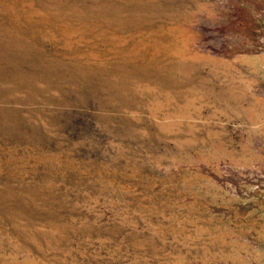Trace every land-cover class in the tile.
<instances>
[{"label":"rangeland","instance_id":"rangeland-1","mask_svg":"<svg viewBox=\"0 0 264 264\" xmlns=\"http://www.w3.org/2000/svg\"><path fill=\"white\" fill-rule=\"evenodd\" d=\"M0 264H264V0H0Z\"/></svg>","mask_w":264,"mask_h":264}]
</instances>
